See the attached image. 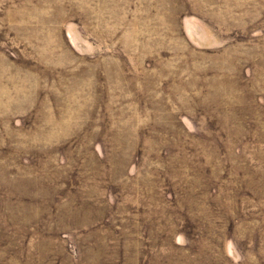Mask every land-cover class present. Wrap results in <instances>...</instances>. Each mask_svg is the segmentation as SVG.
I'll use <instances>...</instances> for the list:
<instances>
[{
  "label": "rangeland",
  "instance_id": "rangeland-1",
  "mask_svg": "<svg viewBox=\"0 0 264 264\" xmlns=\"http://www.w3.org/2000/svg\"><path fill=\"white\" fill-rule=\"evenodd\" d=\"M0 264H264V0H0Z\"/></svg>",
  "mask_w": 264,
  "mask_h": 264
}]
</instances>
